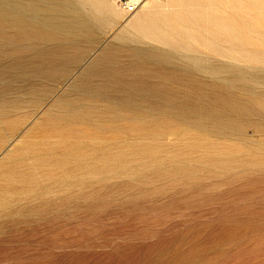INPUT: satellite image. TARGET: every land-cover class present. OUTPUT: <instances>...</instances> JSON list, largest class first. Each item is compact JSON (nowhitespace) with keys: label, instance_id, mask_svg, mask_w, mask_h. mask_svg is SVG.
I'll return each mask as SVG.
<instances>
[{"label":"rangeland","instance_id":"rangeland-1","mask_svg":"<svg viewBox=\"0 0 264 264\" xmlns=\"http://www.w3.org/2000/svg\"><path fill=\"white\" fill-rule=\"evenodd\" d=\"M112 1L122 16L96 40H64L42 61H31L30 47L2 54L0 29V146L35 116L34 136L48 143L35 148L49 161L40 184L67 183L38 191L36 212L2 211L0 264H264V77L232 70L220 79L139 60L112 37L134 5ZM93 58L105 60L79 74ZM54 64L52 76H21ZM130 86L166 103L127 105L120 96L134 94ZM85 89L110 95L70 119L65 110L87 99Z\"/></svg>","mask_w":264,"mask_h":264},{"label":"bare ground","instance_id":"bare-ground-1","mask_svg":"<svg viewBox=\"0 0 264 264\" xmlns=\"http://www.w3.org/2000/svg\"><path fill=\"white\" fill-rule=\"evenodd\" d=\"M114 2L0 0L2 54H7L10 48L30 47L33 48L31 61H42L45 56L54 53L56 49L52 47L59 48L64 40L74 42L89 35L96 40L98 33L122 16ZM125 5H134L135 11L130 18L124 20V24L112 37L116 42L125 44L133 57L156 63L161 67L169 66L173 71H177L181 64L201 75L220 79H225L226 71L232 70L237 71V77H264V50L256 48L264 34V0H128ZM103 60L105 58L91 59L79 74H85ZM77 61L71 60L69 66ZM26 62L28 61L10 65L9 71L12 66L19 68ZM49 69L47 72L45 69L40 72L23 70L21 76L36 73L52 76L56 73L55 64ZM74 84H71L70 90ZM130 89L135 95L120 96L127 105H133L138 99L151 97H157L158 101L166 103V97L155 95L152 89L137 86H130ZM63 94L44 106L42 116L56 110L63 101ZM85 94L88 97L84 102H73L65 110L64 114L70 119L80 118L84 108L92 109L98 106L97 98L110 95L91 89ZM16 99L17 103L20 99ZM13 100L15 102V99ZM30 117L25 127L17 133L18 125L25 124ZM34 117L29 115L20 121L21 123L2 139L0 217L4 210L18 211L19 207L24 206H27L28 212H36L37 207L32 202L39 199L38 191L43 193L56 188L59 191L67 189L64 177L60 176L55 178V181L40 184L41 172L45 169L42 163L48 159L37 154L35 148L38 145L47 147L48 143L38 139L42 137L35 138L33 128L39 124V119ZM220 129L221 126L218 130ZM13 141V146L8 148ZM17 162H28L29 165L25 169L16 170ZM32 180L36 185L32 184ZM56 182L62 184L58 187Z\"/></svg>","mask_w":264,"mask_h":264},{"label":"built area","instance_id":"built-area-1","mask_svg":"<svg viewBox=\"0 0 264 264\" xmlns=\"http://www.w3.org/2000/svg\"><path fill=\"white\" fill-rule=\"evenodd\" d=\"M131 9H132V7H129V8H128V10H131Z\"/></svg>","mask_w":264,"mask_h":264}]
</instances>
